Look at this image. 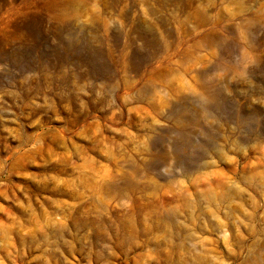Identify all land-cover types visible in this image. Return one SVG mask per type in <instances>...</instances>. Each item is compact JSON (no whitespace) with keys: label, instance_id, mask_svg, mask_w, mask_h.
Returning <instances> with one entry per match:
<instances>
[{"label":"rangeland","instance_id":"obj_1","mask_svg":"<svg viewBox=\"0 0 264 264\" xmlns=\"http://www.w3.org/2000/svg\"><path fill=\"white\" fill-rule=\"evenodd\" d=\"M0 264H264V0H0Z\"/></svg>","mask_w":264,"mask_h":264}]
</instances>
